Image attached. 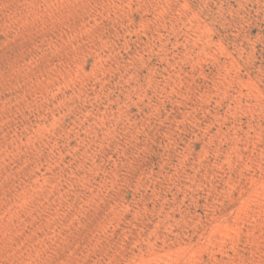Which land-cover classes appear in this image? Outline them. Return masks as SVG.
<instances>
[{"label": "rangeland", "instance_id": "374dc122", "mask_svg": "<svg viewBox=\"0 0 264 264\" xmlns=\"http://www.w3.org/2000/svg\"><path fill=\"white\" fill-rule=\"evenodd\" d=\"M0 264H264V0H0Z\"/></svg>", "mask_w": 264, "mask_h": 264}]
</instances>
